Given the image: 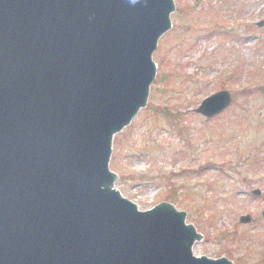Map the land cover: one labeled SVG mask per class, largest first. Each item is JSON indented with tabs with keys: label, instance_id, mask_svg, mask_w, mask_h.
I'll use <instances>...</instances> for the list:
<instances>
[{
	"label": "water",
	"instance_id": "obj_1",
	"mask_svg": "<svg viewBox=\"0 0 264 264\" xmlns=\"http://www.w3.org/2000/svg\"><path fill=\"white\" fill-rule=\"evenodd\" d=\"M173 3L0 0V264H235L193 256L186 212L141 211L107 165L147 104Z\"/></svg>",
	"mask_w": 264,
	"mask_h": 264
},
{
	"label": "rangeland",
	"instance_id": "obj_2",
	"mask_svg": "<svg viewBox=\"0 0 264 264\" xmlns=\"http://www.w3.org/2000/svg\"><path fill=\"white\" fill-rule=\"evenodd\" d=\"M176 1L173 32L163 49L166 38L158 46L163 64L157 58L160 78L152 85L148 108L116 138L110 165L120 175L117 185L123 194L141 208L168 200L189 212L188 221L205 234L195 254L227 255L233 248L236 258L247 256L244 264H264V249L255 242L258 228L264 229V194H251L254 188L264 192V98L243 102L241 96L250 90L242 89L237 106L220 121L196 111L221 81L235 96L248 83L245 69L263 76L264 0ZM183 4L188 10L178 14ZM209 10L219 15L226 36L210 25L195 26L212 21ZM176 34L182 45L175 47ZM166 73L175 74L173 80ZM255 87L252 96L259 91ZM246 214L251 222H239ZM235 233L246 240L239 243ZM247 249H252L249 259Z\"/></svg>",
	"mask_w": 264,
	"mask_h": 264
},
{
	"label": "trees",
	"instance_id": "obj_3",
	"mask_svg": "<svg viewBox=\"0 0 264 264\" xmlns=\"http://www.w3.org/2000/svg\"><path fill=\"white\" fill-rule=\"evenodd\" d=\"M257 234H258L257 237H258L259 239H261L260 241H258V240L255 239V242L258 243L257 248H258L259 245H261V247L264 249V237L262 236V234H261L260 232H258ZM243 236H244V235H243ZM245 240H246V237H245V236L242 237L241 241L243 242V241H245ZM237 261H238V264H244V262L242 261L241 258H238Z\"/></svg>",
	"mask_w": 264,
	"mask_h": 264
}]
</instances>
